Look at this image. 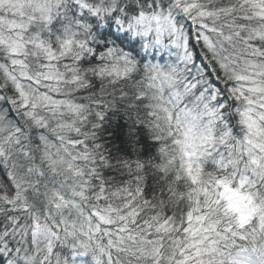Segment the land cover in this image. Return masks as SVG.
Returning a JSON list of instances; mask_svg holds the SVG:
<instances>
[{"label":"snow or ice","instance_id":"obj_1","mask_svg":"<svg viewBox=\"0 0 264 264\" xmlns=\"http://www.w3.org/2000/svg\"><path fill=\"white\" fill-rule=\"evenodd\" d=\"M0 264H264V0H0Z\"/></svg>","mask_w":264,"mask_h":264},{"label":"clouds","instance_id":"obj_2","mask_svg":"<svg viewBox=\"0 0 264 264\" xmlns=\"http://www.w3.org/2000/svg\"><path fill=\"white\" fill-rule=\"evenodd\" d=\"M127 3H138L139 0H126ZM181 23H184L183 21ZM108 29L107 21H101V32L107 36L109 40H115L112 35L107 34L106 30ZM114 32L120 36H125L124 31L117 29L115 26L112 27ZM125 44L126 45H135V51L138 52L137 59L144 58L145 62H152V63H163L167 65L169 63L178 62L176 52L178 51L175 48L168 46V37L165 36L164 44H155L150 43L147 48L143 46L145 41H141L136 35L129 33L125 36Z\"/></svg>","mask_w":264,"mask_h":264},{"label":"trees","instance_id":"obj_3","mask_svg":"<svg viewBox=\"0 0 264 264\" xmlns=\"http://www.w3.org/2000/svg\"><path fill=\"white\" fill-rule=\"evenodd\" d=\"M106 32L107 34L112 35L114 39H119L125 42L126 37L116 34L112 28H108ZM105 37L107 36L105 35ZM192 44L194 50H196L197 52L201 50V44L196 43L194 39L192 41ZM201 62L202 61L200 60L197 61L198 64ZM103 138L107 141V146L112 150L114 154L117 152L123 154L125 150H131L130 145L128 144L126 121L120 118L111 121L110 126L105 127Z\"/></svg>","mask_w":264,"mask_h":264}]
</instances>
